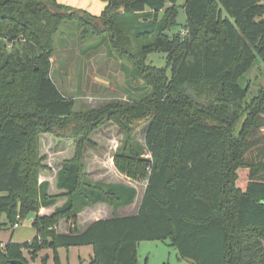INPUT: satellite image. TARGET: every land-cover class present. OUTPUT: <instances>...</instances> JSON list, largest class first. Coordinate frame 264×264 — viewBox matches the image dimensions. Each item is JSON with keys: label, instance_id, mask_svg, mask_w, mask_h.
I'll return each mask as SVG.
<instances>
[{"label": "trees", "instance_id": "trees-1", "mask_svg": "<svg viewBox=\"0 0 264 264\" xmlns=\"http://www.w3.org/2000/svg\"><path fill=\"white\" fill-rule=\"evenodd\" d=\"M104 1L97 16L59 0H0V213L13 224L35 214L37 228L32 241H0V264H29L21 249L36 258L47 245L92 246L89 264H138L139 242L170 237L197 264H264V86L247 100L240 84L264 62V0ZM180 7L184 30L173 32ZM152 12V29L141 31ZM69 20L86 33L101 32L102 22L152 93L75 111L51 77L56 35ZM153 52L166 53L165 67L148 63ZM108 122L124 133L114 166L146 179L141 196L136 185L93 182L86 171L88 146H97L91 136ZM143 124L150 160L131 137ZM44 132L72 141L54 193L39 177ZM131 205L133 214L116 213ZM97 208L111 213L92 220Z\"/></svg>", "mask_w": 264, "mask_h": 264}, {"label": "rangeland", "instance_id": "rangeland-1", "mask_svg": "<svg viewBox=\"0 0 264 264\" xmlns=\"http://www.w3.org/2000/svg\"><path fill=\"white\" fill-rule=\"evenodd\" d=\"M65 5L86 10L94 15L100 16L105 8L104 0H59ZM181 3L184 0H180ZM178 25L173 28V32L184 30L182 25L186 20L185 10L179 8ZM153 12L140 19L141 31L152 29L150 25L153 19ZM148 17V18H147ZM96 21V20H95ZM99 23L102 31L94 33L84 32L78 27L76 20L65 21L61 31L56 35L57 49L52 56L51 77H53L60 91L67 97L75 100V111L83 112L90 108H100L103 104H116L119 102L132 103L139 101L152 93L151 86L144 83L142 77L133 73L134 69L130 61L122 57L114 49L103 23ZM124 26H129L125 21ZM21 52L22 45H17ZM8 47L13 48L12 44ZM153 63L158 67L167 65L166 53L153 52L148 56V63ZM170 73V69L168 70ZM240 84L249 87L247 100L256 96L264 86V62L259 58L248 70ZM244 116L242 117L243 120ZM242 120L239 122L240 126ZM148 124L141 125L132 138L143 148L141 157L150 160L151 157L146 148L145 132ZM124 133L115 123L108 122L95 131L91 139L97 144L96 147L88 146L85 158V168L93 182H125L138 186L141 196L146 179L140 177L139 181H133L125 174L120 173L114 166V152L124 139ZM39 157H46L44 166L39 170L40 183L42 181H56L58 169L63 160L72 157V146L69 140L55 137L53 134L44 132L40 135ZM56 147H59L56 149ZM50 150V151H49ZM61 150V151H60ZM60 151V152H59ZM48 164V165H47ZM150 171L149 168H147ZM87 180H90L88 176ZM139 196V197H140ZM66 196H61L63 205ZM140 198H138L139 200ZM58 200V201H59ZM137 200V201H138ZM113 209V208H112ZM114 210V209H113ZM133 206H124L117 210L118 215L133 214ZM107 210H98L100 217L110 214ZM35 214L27 216L20 221L19 227H15L7 214L0 213V241L4 244H23L32 241L37 235V228L32 223ZM50 217L52 215H49ZM61 225L59 230L64 229ZM56 229V227H55ZM50 240L46 236L40 237V243ZM90 246H60L54 248L51 245L44 246L37 251V257L33 258L32 253L26 248H22L24 257L29 264H43V260L49 264H89L92 250ZM138 264H192L187 259L181 257L178 248L173 244L172 238L143 240L139 242Z\"/></svg>", "mask_w": 264, "mask_h": 264}, {"label": "crops", "instance_id": "crops-1", "mask_svg": "<svg viewBox=\"0 0 264 264\" xmlns=\"http://www.w3.org/2000/svg\"><path fill=\"white\" fill-rule=\"evenodd\" d=\"M56 182V181H55ZM55 182L54 181H50V192L54 193V192H58L59 190L55 187ZM134 185V184H132ZM59 205L61 204V200L58 201ZM133 206L134 208V205H131ZM100 210L99 208H97L96 210L92 211L91 215H90V218H92V220H95V219H99V215L97 214V211ZM103 210V209H101ZM54 211V208H45L43 207V209H41V214L45 213V214H50L51 212ZM20 225V224H19ZM19 227V226H18ZM90 250H92V255L94 253V250H93V247L90 246L89 248ZM92 255H91V258H92ZM39 264V263H38Z\"/></svg>", "mask_w": 264, "mask_h": 264}, {"label": "water", "instance_id": "water-1", "mask_svg": "<svg viewBox=\"0 0 264 264\" xmlns=\"http://www.w3.org/2000/svg\"><path fill=\"white\" fill-rule=\"evenodd\" d=\"M14 264H26L24 261H22V260H18V259H14L13 261H12ZM190 263H192V264H197L196 262H194V261H190ZM44 264H49V263H47V262H44Z\"/></svg>", "mask_w": 264, "mask_h": 264}, {"label": "built area", "instance_id": "built-area-1", "mask_svg": "<svg viewBox=\"0 0 264 264\" xmlns=\"http://www.w3.org/2000/svg\"><path fill=\"white\" fill-rule=\"evenodd\" d=\"M149 155H150V154H149ZM150 157H151V155H150ZM19 224H20V223H15V227H18V226H19Z\"/></svg>", "mask_w": 264, "mask_h": 264}]
</instances>
